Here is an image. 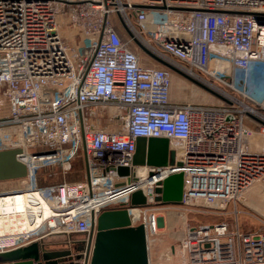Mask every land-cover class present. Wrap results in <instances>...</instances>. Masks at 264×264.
I'll return each instance as SVG.
<instances>
[{
	"label": "built area",
	"instance_id": "2783aa9c",
	"mask_svg": "<svg viewBox=\"0 0 264 264\" xmlns=\"http://www.w3.org/2000/svg\"><path fill=\"white\" fill-rule=\"evenodd\" d=\"M61 16L92 38L82 51L71 52ZM135 41L223 101L174 102L173 72L149 55L151 62L143 60ZM263 65L264 0H0V152L17 151L26 167L19 187L0 197L24 195L30 226L0 235V252L83 234L78 264H89L98 216L126 208L130 216L140 210L150 255L159 217L144 208L174 174H183L184 190L170 204L227 211L244 199L264 171L246 122L255 119L264 136ZM105 115L122 121L121 130L93 124ZM150 138L174 143L173 165L146 163ZM81 153L84 179L42 183L43 176L68 174ZM138 191L147 205H132ZM234 213L233 220L186 225L183 264H264V216L246 212L241 225Z\"/></svg>",
	"mask_w": 264,
	"mask_h": 264
},
{
	"label": "rangeland",
	"instance_id": "374dc122",
	"mask_svg": "<svg viewBox=\"0 0 264 264\" xmlns=\"http://www.w3.org/2000/svg\"><path fill=\"white\" fill-rule=\"evenodd\" d=\"M115 22L119 26L120 31L124 35V28L121 19L116 15ZM59 22L62 23L61 34L67 42L72 53L82 51V46L87 42H91L92 38H84L81 36L80 30L70 23L66 16H61ZM123 28V29H122ZM141 50V49H140ZM140 55H144L147 59L149 56L143 52H139ZM142 57V56H141ZM264 69V65L260 66ZM244 76L239 71L236 75L237 81L242 80ZM255 81V79H254ZM249 81L248 86L257 85V82L251 83ZM262 83V82H261ZM260 83V84H261ZM172 89L175 91L176 96L185 103H205V104H218L223 101L210 94L206 90L198 87L194 83L180 77L177 74H173L172 77ZM0 98L5 99L4 91L0 88ZM101 111V109H99ZM105 113L110 115L108 109H104ZM93 124L101 129L109 130H121L122 121H115L110 116L106 118H99L96 121H92ZM114 126V127H113ZM117 126V127H115ZM106 129V130H107ZM254 134L250 138V150L260 159H264V136L258 133V129L255 127ZM84 153H81L75 160L71 171L68 174H61L59 179H69L68 181H77L84 179V173L86 168L83 163ZM264 164V160H261ZM264 170V169H262ZM261 179L257 181L250 190L246 193L245 198L238 201L236 204L231 203L227 208V211H218L216 209L203 207H185L180 205H174L163 202H153L151 205L146 206L144 209H148V213H155L159 217L157 233L151 237L150 242V259L152 264H183L186 261V247H185V227L188 224H212L224 220H233L235 218L234 211H239V220L241 225L246 224L248 219L246 212L254 215L264 216V171L260 174ZM64 177V178H63ZM83 177V178H82ZM11 190V189H10ZM9 191V190H3ZM249 193V194H248ZM248 196V200L246 197ZM147 205V203L145 204ZM256 206V207H255ZM140 213L134 218L135 225H141L142 219ZM139 219V220H138ZM256 223V221H255ZM244 224V225H245ZM61 236V235H57ZM65 241L70 242L74 246L79 244L81 248L72 247V255H83L85 249V243L88 241L87 235H65ZM60 244V242H59ZM68 245V244H67Z\"/></svg>",
	"mask_w": 264,
	"mask_h": 264
},
{
	"label": "water",
	"instance_id": "95a60500",
	"mask_svg": "<svg viewBox=\"0 0 264 264\" xmlns=\"http://www.w3.org/2000/svg\"><path fill=\"white\" fill-rule=\"evenodd\" d=\"M124 25V24H123ZM127 33L131 36L127 27ZM141 51L149 55L160 65L187 79L212 95L223 99L209 87L196 81L178 67L159 58L138 41ZM17 151L0 152V182L7 179L26 176V167L17 161ZM142 160V159H140ZM150 166H167L175 163V150L171 149L167 138L148 140L147 161ZM181 165V163H178ZM120 174H128V168H120ZM184 177L182 173L169 176L156 188V202L178 203L182 200ZM131 203L134 206L145 205L147 198L142 191L136 192ZM94 248L89 264H150V255L146 228L143 224L133 225L126 208L110 209L102 212L96 220ZM93 232L90 240L93 238ZM66 258V259H64ZM80 255L73 256L70 251H43L39 244L32 247L0 254V264H78Z\"/></svg>",
	"mask_w": 264,
	"mask_h": 264
},
{
	"label": "bare ground",
	"instance_id": "6f19581e",
	"mask_svg": "<svg viewBox=\"0 0 264 264\" xmlns=\"http://www.w3.org/2000/svg\"><path fill=\"white\" fill-rule=\"evenodd\" d=\"M173 144L174 143L170 144V147L171 145L173 146ZM141 147L144 150L145 144H142ZM26 209L27 201L24 195L17 194L0 197V235L29 231L30 226L25 213ZM138 213H140L139 209H135L131 212L133 223ZM48 215L49 212L45 209L42 219L46 218ZM42 219H38L37 222L40 223ZM157 230L158 226L156 223V231Z\"/></svg>",
	"mask_w": 264,
	"mask_h": 264
},
{
	"label": "crops",
	"instance_id": "0c3cea01",
	"mask_svg": "<svg viewBox=\"0 0 264 264\" xmlns=\"http://www.w3.org/2000/svg\"><path fill=\"white\" fill-rule=\"evenodd\" d=\"M141 56H142L143 60L151 62L144 55H141ZM176 95L177 94H175V91H173V89L171 88V99L174 102H180L181 100ZM106 117H108V115H105V116L99 117V118H106ZM115 127H117V126H115ZM107 130H109V129H107ZM59 177H61V173H58L56 175H51V176H43L42 177V183H46V184L50 183L51 184V183H58V182L63 181V179H59ZM66 180H69V179H66ZM19 185H20V179L19 178L7 179V180L0 182V190L15 189V188L19 187ZM246 199L248 200V196L246 197ZM64 236L65 235H61V236L51 235V236H48V237H46L42 240H39L37 242H30L29 244L24 245V246L19 247V248H16V249H12V250H8V251H2V252H0V254H5L8 252H12V251L23 250V249L32 247L34 244H39L43 251H71L72 252L73 251L72 247H73V249H75V248L77 249L79 247L80 248L82 247L80 244L78 246H74L70 242L65 241L66 239ZM59 242H60V244H59ZM64 259H66V258H64Z\"/></svg>",
	"mask_w": 264,
	"mask_h": 264
},
{
	"label": "trees",
	"instance_id": "16d2710c",
	"mask_svg": "<svg viewBox=\"0 0 264 264\" xmlns=\"http://www.w3.org/2000/svg\"><path fill=\"white\" fill-rule=\"evenodd\" d=\"M173 74H175V73H173ZM246 122L254 128L256 127L258 129L260 127V124L257 121H255V119H253L251 117H247Z\"/></svg>",
	"mask_w": 264,
	"mask_h": 264
}]
</instances>
